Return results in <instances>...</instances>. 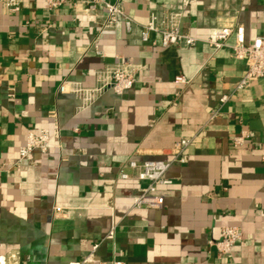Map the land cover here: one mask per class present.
<instances>
[{
	"label": "crops",
	"instance_id": "crops-1",
	"mask_svg": "<svg viewBox=\"0 0 264 264\" xmlns=\"http://www.w3.org/2000/svg\"><path fill=\"white\" fill-rule=\"evenodd\" d=\"M177 2L124 0L123 9L140 25ZM82 9L80 0L56 11L41 0H23L17 12L0 8V257L264 264V79L233 94L246 64L207 44L225 25H242L247 44L264 37V0H189L183 29L193 47L163 48L155 35V46L141 44L122 23L103 30ZM121 60L140 66L123 95L108 90L78 111V98L60 92L65 81L95 88L98 73ZM52 113L59 137L47 153L19 161L29 133L53 129ZM184 139L193 142L185 163L168 171L172 184L159 188L162 210L134 208L147 183L132 170L121 180L119 171L129 161H171ZM54 206L64 211L56 215ZM225 227L243 237L231 258L219 259L209 242Z\"/></svg>",
	"mask_w": 264,
	"mask_h": 264
},
{
	"label": "built area",
	"instance_id": "built-area-1",
	"mask_svg": "<svg viewBox=\"0 0 264 264\" xmlns=\"http://www.w3.org/2000/svg\"><path fill=\"white\" fill-rule=\"evenodd\" d=\"M44 1L51 11H56L71 0H41ZM83 5L82 12L91 22L101 25L103 30H113L119 23H122L127 35L137 34L141 44L156 45L152 35L159 37L161 46L167 48L170 46L193 47L197 45V40L186 34L183 29L184 18L189 0H178L170 8L151 12L149 18L144 24H137L135 20L127 16L123 9L124 0L110 2L109 0H80ZM23 0H0V8L6 12H17L21 8ZM233 38V42H230ZM215 50L229 48L232 51V57L238 62H244L247 66L245 74L239 80L234 90H243L250 87L253 82L264 79V37H258L251 43H246L244 38V29L242 25L235 24L230 26H218L216 28L214 39L207 42ZM98 55H103L96 51ZM140 66L129 61L121 60L112 67L106 68L97 75L98 85L95 88H84L80 84L65 81L61 84L59 90L63 94H72L78 98L80 105L77 110L82 111L92 105L103 93L111 90L116 95H123L131 90L136 83V74ZM178 83L186 85L188 81L180 76ZM233 94L225 95L220 99L222 105L230 101ZM219 112L213 114V118L219 117ZM54 119L53 129H42L38 133H29L26 142L19 149V161L28 158L30 154L39 151L42 154L47 153L48 146L54 138L60 135V127L57 124V116L51 114ZM246 134L233 139L235 147L242 146L245 143ZM193 139H184L177 142L173 148L174 157L171 161H146L138 163L129 161L120 171L121 180H130L133 178L129 170L135 171V178L141 182H146V186L140 190L139 196L134 200L133 207L137 209L162 210L164 206V197L159 191L160 187L172 184L166 175L175 163L184 164L185 153L191 146ZM54 214L59 215L64 211L61 206H54ZM112 237V235H110ZM242 231L237 227H225L221 231V238L217 241H210L209 247L214 248L217 258H231L233 249L238 242L242 240ZM0 264H22L18 253L12 252L0 257ZM77 264H105L97 262L94 255L91 254ZM112 264H125L122 261L115 260Z\"/></svg>",
	"mask_w": 264,
	"mask_h": 264
}]
</instances>
